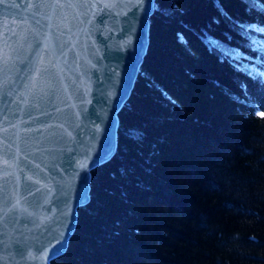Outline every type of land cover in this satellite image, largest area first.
<instances>
[{
    "label": "trees",
    "instance_id": "obj_1",
    "mask_svg": "<svg viewBox=\"0 0 264 264\" xmlns=\"http://www.w3.org/2000/svg\"><path fill=\"white\" fill-rule=\"evenodd\" d=\"M219 4L264 25L243 0ZM243 37L214 0L154 1L115 153L91 170L89 202L50 264H264V83L232 64L259 74L264 51L250 43L259 34ZM210 38L223 44L213 54Z\"/></svg>",
    "mask_w": 264,
    "mask_h": 264
},
{
    "label": "water",
    "instance_id": "obj_2",
    "mask_svg": "<svg viewBox=\"0 0 264 264\" xmlns=\"http://www.w3.org/2000/svg\"><path fill=\"white\" fill-rule=\"evenodd\" d=\"M154 1L0 0V264L66 251L91 170L115 153Z\"/></svg>",
    "mask_w": 264,
    "mask_h": 264
},
{
    "label": "snow or ice",
    "instance_id": "obj_3",
    "mask_svg": "<svg viewBox=\"0 0 264 264\" xmlns=\"http://www.w3.org/2000/svg\"><path fill=\"white\" fill-rule=\"evenodd\" d=\"M243 2L246 5L247 13L250 14L251 12L255 11L260 15H264V0H243ZM214 6L216 7L217 12L219 13V16L222 17L228 23L229 27H231L233 31H236L237 34H240V33L244 34L243 38L247 39V37L249 36L256 37L257 34H259L258 40L253 39L252 41H250V43L258 46L262 51H264V25H259L255 22H242L239 20H234L230 16V14L226 12L223 6L219 4V0H214ZM145 13H146V10H145ZM212 22L218 25L220 23V19L217 17H214ZM218 45H219L218 39L210 38L208 40V45H207L209 53L213 54L214 51L218 50ZM259 59L261 61H264V55L259 56ZM221 62L223 63L224 61H221ZM232 64L236 65V68H234V70H239V68L242 67L243 72L241 74L247 76L249 79H253L254 82L264 83V70H262L261 73L258 74L257 72L249 69L246 66L239 65L236 60H233ZM243 87H246V85H243ZM255 115H258L261 121H264V110H261L258 113H255ZM143 137H144V133L140 131H133L131 134V138L137 141L142 140ZM97 156H99L98 153H97ZM92 163H96V161L93 160ZM80 179H81V182L83 183V181L87 179V175L85 174L81 176ZM77 194H78V202L83 201L86 198L85 194L79 189L77 190ZM37 222H38L37 219L33 220V223H37ZM68 231H71L70 227L68 228ZM58 250L59 252L64 250L63 243H61L60 247L56 249V251ZM17 254L20 255L21 257L25 255V252L23 251V246L17 248Z\"/></svg>",
    "mask_w": 264,
    "mask_h": 264
},
{
    "label": "rangeland",
    "instance_id": "obj_4",
    "mask_svg": "<svg viewBox=\"0 0 264 264\" xmlns=\"http://www.w3.org/2000/svg\"><path fill=\"white\" fill-rule=\"evenodd\" d=\"M212 39H215V38H212ZM221 46H223V44H222L221 41H219V45H218V47H221Z\"/></svg>",
    "mask_w": 264,
    "mask_h": 264
},
{
    "label": "clouds",
    "instance_id": "obj_5",
    "mask_svg": "<svg viewBox=\"0 0 264 264\" xmlns=\"http://www.w3.org/2000/svg\"><path fill=\"white\" fill-rule=\"evenodd\" d=\"M258 125H260V126H264V122L258 123Z\"/></svg>",
    "mask_w": 264,
    "mask_h": 264
}]
</instances>
